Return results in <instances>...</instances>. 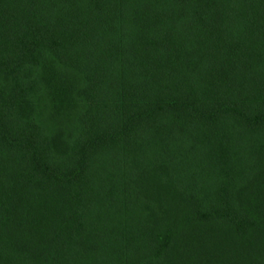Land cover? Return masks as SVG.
<instances>
[{"label": "trees", "instance_id": "obj_1", "mask_svg": "<svg viewBox=\"0 0 264 264\" xmlns=\"http://www.w3.org/2000/svg\"><path fill=\"white\" fill-rule=\"evenodd\" d=\"M0 264H264V0H0Z\"/></svg>", "mask_w": 264, "mask_h": 264}, {"label": "rangeland", "instance_id": "obj_2", "mask_svg": "<svg viewBox=\"0 0 264 264\" xmlns=\"http://www.w3.org/2000/svg\"><path fill=\"white\" fill-rule=\"evenodd\" d=\"M45 65V64H44ZM47 65V64H46ZM43 66L39 71L43 83V93L35 99V107L37 110V117L40 124L47 132L56 135L63 132L65 138H71L75 133L76 120L74 109L65 111L56 110L54 106L55 86L63 83V81H78L76 76L69 72H61L56 69V72L51 71L52 68Z\"/></svg>", "mask_w": 264, "mask_h": 264}]
</instances>
